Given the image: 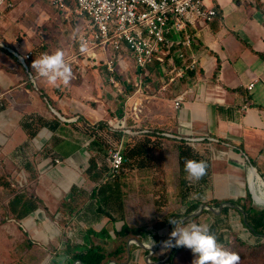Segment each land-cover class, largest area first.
<instances>
[{
  "label": "crops",
  "instance_id": "1",
  "mask_svg": "<svg viewBox=\"0 0 264 264\" xmlns=\"http://www.w3.org/2000/svg\"><path fill=\"white\" fill-rule=\"evenodd\" d=\"M203 1L206 7L215 9L216 16L209 22L195 21L192 25L186 26L179 39L183 43L185 36L191 37L189 47L186 48L184 43H177L169 50L163 64L155 62L140 70L128 52L108 53L107 57L115 59V73L112 76L117 81L116 85L110 82L111 74L103 65L81 70L79 73L71 66L72 77L64 90L69 96L66 95L64 100L55 96L54 90L45 79L36 76L31 68L34 58L27 52L29 50L26 53L21 52L13 43H8L9 46H0L6 51L0 52L2 56L0 89L10 92L11 87H16V90H12L14 91L12 93H16L15 105L19 109L16 110L22 111V114L17 113L19 119L17 122L28 116L39 118L48 125H54L56 120L60 122L59 128L55 131L39 126L40 131L38 130L33 137L34 144L40 148L44 147L42 148L44 150L41 149V152L37 153L40 161L38 177L43 182L45 178L50 187L55 188L50 195V201L51 197L54 201L57 197H61V202L68 201L72 188H76L77 192L84 191L83 197L86 196L87 199L94 188L83 175V170L87 167L90 156H95V152L89 150L90 142L87 143L85 140L83 142L80 137L74 136L75 141L66 138L64 128L71 125L78 129H75V134L81 130L77 127L76 121L82 119L81 116H86L83 111L87 109H77L78 104L83 107L85 104L78 96L83 85L76 83L84 82L83 79L88 76L89 71L91 80L97 79L98 74L96 76L93 71L98 73V68L102 67L106 76L105 83H108L109 93L117 105L115 108L116 117H119L117 122H120L122 117L123 123L129 128L139 125L140 129L134 130L139 131L138 138L150 131L161 135L162 151L159 155L162 154L165 161L169 159L172 163L170 171L161 169L163 181L171 183L175 179L178 180L180 202L188 205L199 204L197 212L188 216L190 220L202 212L200 208L204 206L201 204L206 202L228 205L224 206L229 208L228 211L233 208L229 206L231 202L240 204L238 211L241 214L242 225L244 217L241 211L249 208V202L254 205V208L250 207L253 210L264 209V0ZM47 2L49 3L48 0ZM49 7L60 15L64 14L63 18L67 23L72 22L73 26H69V30H72L71 47L73 46L76 51L72 49L67 53L65 55L67 60L78 51L75 39L83 25L82 20L69 11L57 10L51 3ZM67 7L72 10L74 4L69 2ZM11 9L1 8L0 13ZM178 51L185 55L184 62L178 60ZM27 54L30 57L23 63L16 57V55L24 57ZM13 57L23 66L26 73L29 72L27 77L34 83V90L28 87L26 73L18 69L19 65H16ZM190 63L194 65L192 69L187 67ZM180 71L182 76H176ZM170 79L173 81L170 82ZM252 82L253 87L248 90L246 87ZM137 85L141 86L139 91ZM126 91L130 93H124ZM180 96L182 101L178 108H174V101ZM137 107L144 112L139 120L130 115L132 109ZM70 113L72 115L69 117ZM90 117L86 116L82 120L86 125L91 123V128L102 121L101 119L87 121L86 118ZM19 129L24 131L20 126ZM121 131L124 140L128 134L127 131ZM81 132L86 135L84 131ZM27 137L25 132L26 142L23 146L29 150ZM182 145L192 149L196 161L207 163L206 174L199 181L185 180L187 173L179 163ZM55 160L59 161L58 165L55 164ZM106 167L109 169L107 163ZM175 168L176 178L173 173ZM88 186L91 187L90 190ZM79 199L83 200L82 197ZM90 206L91 209H88ZM206 208L202 209L206 211L202 221L207 222L205 224L208 225L210 234L216 236L220 245L228 242L231 234L235 232L233 230L237 229V224L231 229L227 219L218 217V214L213 213V208ZM84 212H86L84 221L77 220V216L73 215L70 217L71 223L66 225L71 231L75 227L71 226L73 220L80 221L81 229H74L75 232L72 234L75 242L81 244L88 242L86 235L81 232L84 228L100 230L105 227L108 231L113 230L114 227L112 223H108V218L98 217L88 199L84 210L79 213ZM43 215L44 211L37 210L24 225L27 232L34 231L33 236H42L46 241L48 236L56 235L57 223L51 224L52 221ZM61 215L63 214L56 208L54 219H61ZM42 218L45 226L38 223ZM103 218L104 221L100 220ZM116 224V228L123 225L117 222ZM37 226L41 232L42 229L45 232L36 233ZM256 229L262 234L261 237L253 236L249 227L244 224L239 232L240 239L244 242L246 257L248 252H255V264H264V230L260 226ZM163 234L165 233H161ZM30 238L33 239L31 236ZM141 243L145 246L143 242ZM3 251L8 252L5 244L0 245V264H12L13 260L9 254L8 258L1 255ZM55 264H67L65 257L62 255V261Z\"/></svg>",
  "mask_w": 264,
  "mask_h": 264
},
{
  "label": "rangeland",
  "instance_id": "2",
  "mask_svg": "<svg viewBox=\"0 0 264 264\" xmlns=\"http://www.w3.org/2000/svg\"><path fill=\"white\" fill-rule=\"evenodd\" d=\"M13 2L14 6L11 10H6L5 13L3 12L2 14L0 13V46H9L8 43H13L17 45L21 52L26 53V51L29 50L27 52H30L34 59L41 56L43 53L53 54L57 49L63 50L65 55L70 53L72 49L74 51L73 46L71 47L72 30H69V26H73L72 22L67 23L63 18L64 14L60 15V13L52 10L49 7L47 0H13ZM2 51L5 52L0 47V52ZM0 57H2L1 54ZM17 61V59L14 60L16 65H18ZM1 62L2 59L0 60V64ZM69 65L72 66V64ZM18 67L21 71L20 66ZM89 73H91V71H89ZM89 73L87 77H84V82L76 83L83 85V88L79 89L78 96L85 104V107L78 104L79 108L77 109H87L83 111L84 114L92 117L86 118L87 121L101 119L103 122H107V125L109 121L115 123L119 120V117H116L117 113L115 112L117 105L113 100L112 95L109 93L110 87L108 86V83H105L106 76L102 67L98 68V73L93 71L96 76L98 74L97 79L91 80V75ZM30 81L31 80L28 81V83H30V88L34 90V83ZM50 87L54 90L55 96L60 100H64L66 95L69 96L64 91L65 85L62 83L58 82L57 86ZM12 90H16V87H11L10 92L0 89V245L5 244L8 251H3L1 255L7 257L9 254L8 256L10 259L13 260L12 264L60 263L62 261V255L59 256V250L62 248V240L66 239V237H73L74 241V235L72 236V234L75 230H80L82 226L79 223L80 221L77 222L73 220L74 222L71 226L75 227L70 231L64 223L60 222L65 219L64 217L61 216V219L59 220L58 218L54 219L55 216H53V214L55 209L58 208L59 211L61 210L62 200L60 199L61 197H57L54 201L51 197L50 201V195L55 188L50 187L49 183L45 181V178L43 182L38 177L40 161L39 154L37 153H40L41 149L44 147L40 148L39 145L33 143L34 138L28 137L27 143L29 150H27V147L23 146V143L26 142L25 132L19 129L20 122H17V120H19L17 119V113L22 114V111H17L19 109H17L15 105L16 93H12L14 92ZM166 96L165 93V97ZM130 113L131 117L135 120H139L140 117L144 115V112L140 107L132 109V112ZM71 115L72 114L70 113L69 117ZM86 116L84 115L81 117H83L82 119H85ZM121 120H124V118L121 117ZM97 123L94 125H97ZM90 124L87 126L90 127ZM80 125L84 124L79 123L77 126L83 131L84 128ZM113 126L115 127V124H112L109 128L111 132L114 130L117 131V129L120 131L124 130L127 131L126 133L128 136H125L124 140L121 138L119 141H116L117 139L114 138L115 142H111V147L109 146L107 153L111 149H118L122 153L125 145L124 141L126 142L130 137L138 138L137 136L140 135L139 131L134 130L140 128L139 125L132 128H129L126 125V129L124 127L113 129ZM35 129H37V133L40 131L39 126H36ZM64 129L66 138L72 141H75L74 136L77 138L80 137L83 142L84 140L85 142L87 141V143L92 141V139H89L87 135H84L81 130L79 133L75 134L74 132L76 128L71 125L69 128ZM156 137H158V141H162V139H160L162 137L159 133ZM151 138L153 139L154 137ZM100 145L105 150L106 146H103V144ZM160 151H162V146ZM106 157L107 155L101 153L96 159L98 163L101 164L106 163ZM27 161H30L36 169L37 177L32 182L26 180L27 173H25L23 165ZM173 163L175 164V162ZM171 164L172 163L169 162V159H166L165 161V159L162 158V154L159 155V152H154L151 154L149 165L146 168L137 169L135 167H126L123 168L122 174H120L119 186L123 204V221H118L117 223H119V225L125 223L130 228L143 229L145 236L142 237L141 242L145 245L154 244L153 247L151 246L152 249L148 250L143 249L140 246L131 245V255L127 264H165L171 254V247H166L165 242L170 239V234L175 228V225L171 222L175 221L177 224L183 223L186 225L191 222L189 219L190 217L188 216L197 212V210H194L185 216L184 213L190 205L188 206V204L180 202V194L178 193L179 189L177 187L178 180L175 179L171 181V183L163 181V172L161 169L164 168L170 171ZM132 172H135V174H132ZM173 173L176 178V168ZM185 180L189 181L186 178ZM3 183H7L9 186L5 187ZM88 187L90 190L91 187ZM15 189L23 190L27 193H33L40 200L39 209L42 212L44 211L43 216L50 219L52 221H49L51 224H53V222L57 223V225H55L57 231L56 235H53L52 237L48 236V239L45 241L42 236H33L34 231L29 230L27 232L24 223L29 220L31 215L26 218V220H23L24 222L8 218L6 206L12 196L11 191ZM180 189L181 191L183 190L182 188ZM63 197L64 194L62 199ZM82 198L83 200H79V209H76L78 212L84 210V205L87 200L86 196ZM201 205L204 206V209H207L206 207L213 208V213L218 214V217L227 219V224L230 223L229 227L231 229L235 228L234 225L237 224V229L233 230L235 232H232L237 236V239H240L239 232L241 227H244V225H242L241 214L238 211L240 204L234 205L231 210H226L225 212L224 206L228 205H216L211 202H206ZM248 206H253L254 208V205H251V202H249ZM205 212V210H202L201 213L195 215V217L192 218V220H194L192 222L195 223L198 221V223L196 222L197 224L205 225L207 222L202 221V216ZM116 217L119 218V215H116ZM43 220L44 219L42 218V220L38 222L41 226H45ZM100 220L104 221L105 219L103 218ZM115 225L117 226L116 223ZM37 229L38 231L36 230V233L45 232L43 229L41 232L39 226H37ZM163 232L165 234L161 235ZM30 236L33 239H31ZM235 239L236 238L231 234L228 242L221 244L223 249L236 253L239 256V264H255V252H248V256L246 257L243 246H240ZM194 259L195 256L191 250L185 247H180L172 255L170 264H192Z\"/></svg>",
  "mask_w": 264,
  "mask_h": 264
},
{
  "label": "trees",
  "instance_id": "3",
  "mask_svg": "<svg viewBox=\"0 0 264 264\" xmlns=\"http://www.w3.org/2000/svg\"><path fill=\"white\" fill-rule=\"evenodd\" d=\"M13 58L15 59V57ZM17 63L21 70L26 73L23 66L18 61ZM28 73H26V77ZM26 79L29 81L28 77ZM28 87L30 88V85H28ZM124 93L129 94L130 91ZM76 122L78 124H84L80 126L84 128V133L92 139L89 143V150L95 152V156H90L87 167L83 170L85 178L94 185L87 199L90 201L92 208L94 207L98 217H107L108 223H112L114 228L111 231H108L105 227L100 230L84 228L81 232L86 235L88 242L81 244L73 241V237H66V239L62 240V248L59 250V254L65 257L67 264H127L131 255L130 246H138L137 243L131 244L128 243V241L136 239L141 243L144 232L143 229L130 228L125 223L119 228L115 227L116 222L123 221V204L119 186L120 174H122L123 168L126 167L144 169L149 165L151 154L160 152L161 143L157 140L158 137H156L158 134L155 131H150L148 132L149 134L147 133L141 138L130 137L126 142L124 141L125 145L122 154L128 159V163H125L117 172H112L110 168L108 169L106 167V163H101L98 167L96 158L99 157L101 153L107 155V149H109L111 142H115L114 138L117 139L116 141L123 138L124 135L122 131L111 132L107 123L103 121H99L94 128L87 126L86 122H83L82 119H78ZM37 123L38 125H36ZM59 123L60 122L56 120L54 125H48L39 118L28 116L23 117L20 122V127L26 132L28 138H33L37 134V129H35L36 126L47 127L49 130L55 131L59 128ZM151 137L154 138L152 139ZM100 144L106 146L105 150ZM179 154V163L183 168L186 160H195L196 158L192 149L185 145L181 146ZM23 166L25 173H27L26 180L28 182L34 181L37 177L35 167L30 161L24 163ZM3 185L5 187L9 186L7 183H3ZM71 191L69 200L62 202L61 210L59 211L58 209V211L63 214L61 216L65 215V219L60 221L64 223V225L71 223L72 219H70V217L73 215L77 216V220L84 221L86 218V212L82 214L78 211L76 212V209H79V198L83 197L84 191L77 192L76 188H72ZM11 194L12 196L6 206L8 218L15 221H22L39 210L40 200L33 193L15 189L11 191ZM234 205H236V203L231 202L229 206L233 207ZM197 207L198 204L196 203L190 204L184 213L185 216L196 210ZM88 209H91V206ZM228 209L229 208H224V212ZM241 213L244 217L243 225L245 224V226L249 227L253 236L261 237L262 234L258 233L256 228L260 226V228L264 230V209L256 211L249 207L247 210L244 208ZM116 215H119V218H117ZM192 221L194 220H191V222ZM181 225L183 226L184 224L182 223ZM232 235L236 238L235 240L240 246H243L242 243L244 242L239 238L238 240L234 233H232ZM178 248L180 247L173 246L171 254L165 264H170L172 255Z\"/></svg>",
  "mask_w": 264,
  "mask_h": 264
},
{
  "label": "built area",
  "instance_id": "4",
  "mask_svg": "<svg viewBox=\"0 0 264 264\" xmlns=\"http://www.w3.org/2000/svg\"><path fill=\"white\" fill-rule=\"evenodd\" d=\"M48 1L57 10L69 11L82 20L83 25L75 39L78 51L66 62L72 64L77 73L103 65L111 74L110 82L113 85L117 84L112 76L115 73V59L107 57L108 53L128 52L139 70L155 62L163 64L169 50L177 43H184L186 48L190 46L191 37L185 36L183 43L179 39L188 24L192 25L195 21L209 22L216 16L215 9L206 7L203 0ZM69 2L74 4L72 10L67 7ZM1 8H13L12 0H0ZM81 40L88 43L89 53L82 54L79 51ZM16 57L23 63L30 55ZM177 57L181 62L185 61L182 52L178 51ZM187 67L192 69L194 65L190 63ZM181 72L176 76L181 77ZM253 84L250 83L246 88L251 90ZM137 88L139 91L141 86L137 85ZM181 101L182 96L177 97L174 108H178ZM123 122L109 121L108 126L115 124L113 129L123 128ZM106 163L112 172H117L127 163V158L118 149H111L107 153ZM55 164L58 165L59 161L55 160Z\"/></svg>",
  "mask_w": 264,
  "mask_h": 264
},
{
  "label": "clouds",
  "instance_id": "5",
  "mask_svg": "<svg viewBox=\"0 0 264 264\" xmlns=\"http://www.w3.org/2000/svg\"><path fill=\"white\" fill-rule=\"evenodd\" d=\"M79 51L82 54L89 53L86 41H80ZM31 68L36 76L45 79L50 86H57L58 82L68 85L72 77L71 66L65 60L64 51L60 49L53 54H41L39 58L34 59ZM184 170L189 181H199L206 174L207 163L189 159L185 161ZM171 223L175 228L165 246L185 247L191 250L195 256L192 264H239V256L224 250L216 236L210 234L208 225L189 222L182 226L175 221Z\"/></svg>",
  "mask_w": 264,
  "mask_h": 264
},
{
  "label": "water",
  "instance_id": "6",
  "mask_svg": "<svg viewBox=\"0 0 264 264\" xmlns=\"http://www.w3.org/2000/svg\"><path fill=\"white\" fill-rule=\"evenodd\" d=\"M202 209H203V207L200 208V211H202ZM133 241H134L135 243H137V245L140 246V247H142L143 249H147L144 245H142V243H140V242L137 241L136 239H133ZM172 243H173V245H174L175 242L173 241ZM172 248H173V246H171V250H172Z\"/></svg>",
  "mask_w": 264,
  "mask_h": 264
},
{
  "label": "bare ground",
  "instance_id": "7",
  "mask_svg": "<svg viewBox=\"0 0 264 264\" xmlns=\"http://www.w3.org/2000/svg\"><path fill=\"white\" fill-rule=\"evenodd\" d=\"M145 246H146V245H145ZM146 247L149 248V249H152V247H151L150 245H147Z\"/></svg>",
  "mask_w": 264,
  "mask_h": 264
}]
</instances>
